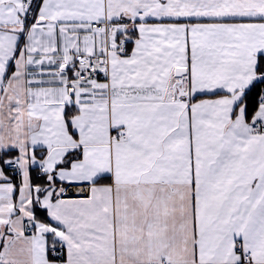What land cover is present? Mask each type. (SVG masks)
I'll return each mask as SVG.
<instances>
[{"label": "snow or ice", "instance_id": "obj_1", "mask_svg": "<svg viewBox=\"0 0 264 264\" xmlns=\"http://www.w3.org/2000/svg\"><path fill=\"white\" fill-rule=\"evenodd\" d=\"M0 264H264V0H0Z\"/></svg>", "mask_w": 264, "mask_h": 264}]
</instances>
